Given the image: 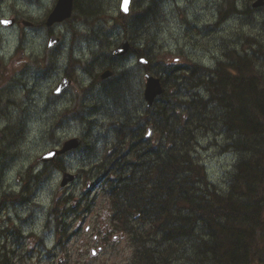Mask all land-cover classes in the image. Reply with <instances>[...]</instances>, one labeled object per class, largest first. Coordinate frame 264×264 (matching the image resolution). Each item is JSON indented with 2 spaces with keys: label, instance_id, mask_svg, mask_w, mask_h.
I'll list each match as a JSON object with an SVG mask.
<instances>
[{
  "label": "rangeland",
  "instance_id": "obj_1",
  "mask_svg": "<svg viewBox=\"0 0 264 264\" xmlns=\"http://www.w3.org/2000/svg\"><path fill=\"white\" fill-rule=\"evenodd\" d=\"M53 1L0 0V15L5 18L10 14L37 25L40 23L37 20L44 19ZM91 1L97 5L102 4L99 5L102 10L97 16L99 20L91 23L97 28L98 35L92 31L85 35L86 28L81 25H77V32L72 33L70 23H62L54 29L41 24L40 27L26 29L25 34L19 32L18 25L11 28L0 25V202L3 207L7 203V200L3 202V198H7L3 194L16 196L19 188L27 187L26 199L18 201L11 198L10 205L16 202L15 209L11 208V214L8 208L0 210V230H9L11 236L15 229H19L21 237L24 236V239L13 238L16 244H4L3 239L4 243L0 244V264H58L59 261L61 264H134L136 255L133 256L134 245L129 236L120 231H110V201L103 195L104 171L99 172V168L92 167L95 163L99 166L102 162L104 164L109 152L118 149L127 151L126 146H119L116 135L109 138L106 134H98L95 127L91 133L97 136L91 135L93 138L87 142L90 149L85 146L78 150V154L66 158V173L76 178L64 188L59 186L63 171L50 172L47 179L41 176L43 180L38 184L37 181H24L27 169L36 168V172L42 167L47 169L51 164L41 163L39 157L57 144L62 145L68 139L82 136L79 119L67 122L66 117L79 103L84 101L87 105L86 100L91 96L82 91L87 74L98 72L101 65L111 64L107 60L115 63L110 51L122 40L130 41L132 52L139 54L138 59H135L134 54L128 55L132 57L131 63L125 64L123 61L124 73L130 82L136 81L129 93L137 91L141 102H144L143 86L138 84V78L142 79V67L146 70L153 67L149 71L163 79L166 75L159 70H164L165 65L172 64L173 59L177 58L179 61L191 60L213 68L219 54L232 51L228 50L229 46L243 41L246 35L256 36V30L263 21V15L257 12L252 14V20L242 23L235 18L220 24L218 28L211 27L200 36L194 28L202 29L207 19L216 20L218 9L224 13L228 2L240 9L247 8V3L243 0H156L157 8L147 15L148 19L143 21L141 18L138 21L140 25L134 31L123 33L124 30L113 20L120 18V0ZM135 1L133 6L138 5L139 0ZM142 1L144 8L155 0ZM183 9L186 10L185 14ZM129 13L126 16H132ZM72 20L75 22L76 18ZM46 28L61 38L57 46L47 48ZM82 35L89 38H82ZM155 58L160 61L158 69L153 64ZM141 59L146 61V66ZM51 60H57L59 66H52ZM67 67L74 69L68 73L73 83L60 95V102L49 107L47 102L53 101V91L64 75L63 68ZM102 90L101 85L98 87L97 105L103 102L102 111H105L107 103L113 99H103L104 94L111 93L107 89ZM77 111L81 114L82 110ZM106 123L99 121L98 125L104 126ZM59 124L60 128H56ZM112 127H103V130L114 129L116 126ZM5 130V135L1 137ZM220 135H215V139L210 142L199 137L194 156L204 165L208 179L218 189L224 190L238 156L229 150L222 153L216 147L221 140L218 137ZM91 186H94L93 190H90ZM61 208L67 210V213L62 215L59 224V220L54 221L51 210ZM8 215L12 216L10 221H7ZM147 229L148 225L143 230ZM39 238L49 249L38 243ZM91 250L95 251L93 256ZM167 264L194 263L182 254L168 259Z\"/></svg>",
  "mask_w": 264,
  "mask_h": 264
},
{
  "label": "trees",
  "instance_id": "obj_2",
  "mask_svg": "<svg viewBox=\"0 0 264 264\" xmlns=\"http://www.w3.org/2000/svg\"><path fill=\"white\" fill-rule=\"evenodd\" d=\"M250 2L245 1L247 8ZM231 4L228 2L226 5L228 10L234 9L235 5ZM147 9L149 7L136 5L130 12L132 16L121 15L115 21L124 32L130 33L141 23L136 13ZM121 24L127 26L122 27ZM250 37L259 46V51H243L242 55L236 56L233 51L226 53L225 64L221 62L213 70L205 69L212 70L213 76L204 78L206 75L199 73L203 68L197 63L188 68L193 81L197 82L200 90H206L208 96L204 92L194 95L197 97L193 98V105H197L198 109L192 113L185 112V118L181 114H173L174 124L189 121L184 133L192 137L188 143L184 141L185 138L179 140L180 145L175 149L178 155L176 165L168 172L178 176L179 183L169 180L167 175L165 178L164 172L160 173L152 161H141V154L136 166L130 162L132 159L125 149L107 154L106 159L111 162L121 155V163L130 165L125 169H115L119 177L110 181L106 193L111 198L110 219L114 228L129 235L134 245V264H167L168 259L182 254L187 255L194 264H264V147L253 146L246 142V137L240 143L242 145L236 153L238 160L234 165L236 183L231 181L228 195L224 197L208 180L204 166L195 158L190 146L195 139L192 131L199 122L202 124L208 119L223 127L224 121L220 122L222 116L239 110L240 103L253 112V118L259 116L255 120L264 129V36L246 35L243 40L247 41ZM212 96L218 98L216 103H208ZM253 109L262 114H256ZM121 132L125 131L122 129ZM122 142L119 139V144ZM248 147L249 152H246ZM127 150L135 153L138 149ZM53 165L57 169L63 167L59 160ZM239 167L244 172L238 171ZM147 173H151V177L146 186L142 181ZM121 183L128 187V195L123 196L116 189ZM197 186L201 189L193 205L184 195L188 188ZM113 193L118 194L115 196ZM147 225L149 229L143 230Z\"/></svg>",
  "mask_w": 264,
  "mask_h": 264
},
{
  "label": "bare ground",
  "instance_id": "obj_3",
  "mask_svg": "<svg viewBox=\"0 0 264 264\" xmlns=\"http://www.w3.org/2000/svg\"><path fill=\"white\" fill-rule=\"evenodd\" d=\"M58 1L59 0H54L53 4H51L50 7H48L46 11L47 14L45 15L44 19H42V21L41 19L37 20V18L35 17H30V19L37 20L40 23L46 21L49 15L51 14V12L57 9ZM243 1L245 2L247 0H243ZM253 1L254 0H251L250 4ZM134 3H136V1L131 0L129 7L133 8L135 6V5L133 6ZM99 5L102 4L99 3ZM99 5L95 4L94 1L91 0L78 1L76 4H72L71 6L72 8L70 12V17H75L76 21L74 22L72 20L73 18H70L65 20L63 23L66 24L70 23L69 26L72 28V33L77 32V28H78L77 25H81L83 28H86L85 35L90 34L91 31L98 32V30H96L97 28L91 25V23L95 20L96 21L99 20L97 16H99L102 12V10L100 9L101 7ZM144 5H145L144 2L142 0H139L138 7H143ZM148 7L149 9H147V11L142 12L140 14L136 13L137 18H142L143 21H146L145 19H148V16L151 14V11L157 8V1L155 0L153 1V3H150V6L148 3V5L144 8H148ZM233 8L234 9L228 10L229 7L225 5L224 13L220 9H218V11L216 9L217 11L216 20L207 19L202 29L196 27L194 29L197 30L196 32H198L200 36H202L204 31L210 30L211 27L218 28L219 26H221L220 24H225L226 22L235 18L240 20L242 23L247 22L248 20H252L253 19L252 14H256L258 12L259 14L263 15V21L261 25L257 28L256 34L258 36L260 35L264 36V10L260 6L253 7L250 5L249 8L243 7L242 9H240L235 5ZM182 11L185 14L186 10L183 9ZM1 16L2 15H0V21L10 20L14 22L15 19H17L14 16L12 17L10 14L5 18H2ZM113 20H117V17L113 18ZM17 21H18L17 25L19 28L18 30L22 34H25L26 29H31L26 24L24 18H19L17 19ZM40 23L38 25H40ZM61 24H56L53 27V29L59 27ZM3 27L11 28V26H6V25H3ZM186 30L188 32H191L187 28ZM241 31L244 30L241 29ZM45 33H46L45 42L47 48H52L59 44L61 38L56 36L52 30L46 28ZM79 36L80 35H78V37ZM86 38H89V36H86ZM51 39L56 40L52 45H50ZM189 41L190 38H188L187 42ZM126 42H127L126 43L127 47L124 49V51L119 50L116 53V55L112 54V51L115 52L117 49H119L123 42L117 44L118 45L116 47L117 49L116 48L111 49L110 54L112 55V58L114 59L115 63L112 64L111 60H107L108 63L111 64L101 65L98 68L99 69L98 72L96 71L93 74L92 73L87 74L85 79L86 83L83 85L82 91H86L87 95L89 97L91 96V98L86 100L87 105L83 101L79 103L75 108L73 107V110H71V112L68 113L66 117L68 118L67 122H70V120L76 121V119H79L80 123L82 124L80 126L82 131L81 134L82 136L75 137L72 139L75 144L73 146L74 148L70 149L69 153L66 156H62L61 158L66 160V158H68L69 155L78 154L79 153L78 150L80 148L83 149L85 146L88 148L89 145L87 144V142H89V140L93 138L91 135H94L91 132L95 129V127H97V129H95L96 130L95 132H97L98 134H106V136H109V138L110 137L114 138L115 135L118 136L119 139L123 141L121 144H119V146L121 147L126 146L127 149H134V150L138 149L137 152L135 153H133L131 150H127L128 156L132 159L130 162L135 163V166L138 164L139 155L141 154L140 155L141 161L143 162L145 161L147 162L148 160L152 161L154 164H156L155 167L158 171H160V173L161 171L164 172L163 175H165L164 176L165 178L168 177L169 180L179 183L180 182L179 177L175 176L174 174L170 175L168 174V172L171 168H174L176 165L177 160L175 159H177L178 155L175 152V149H177V146L180 145L179 140L181 138H185L184 141L188 143V141L192 137H189L186 133H184L185 129L189 125V121L174 124L173 114L174 113L178 115L181 114L183 115V118H185L186 117L184 115L185 112L192 113L198 109L197 105H193V100L197 97L194 95L203 94L204 92L208 96V92L206 90H200V87L197 84V82H194L193 77L189 75L190 73L188 68H190L189 66L191 64H194L195 62H192L191 60H188V62L185 60L179 61L177 58L175 60L173 59L172 64H169V66L166 69L159 70L161 74L166 75V77H164L165 82L160 83L161 93L155 96L151 105H149L147 101L141 102L140 94H137V91H135V93H129V91L131 92L132 90L131 87L136 83V81L130 82V80L126 78L124 73L125 64L132 62L131 61L132 57L131 56L128 57V55L134 54V52H132V50L130 49V45L132 44L128 40ZM251 46L253 47V49H250ZM248 47L249 49H247ZM231 49L233 52H235V56H236V55H242L243 51L249 53H254L255 50L259 51V46L250 37L249 40L247 41L240 40V42L234 43L233 45L229 46L228 50ZM225 54H219L218 59L216 57L217 60L216 65L220 64L221 62L223 65L227 62L224 57ZM93 55H98V54H93ZM181 55L185 56L184 52H181ZM133 56H135V59L139 58V54H134ZM254 57L257 58L256 56ZM123 61H125V64L123 63ZM51 62H52L51 63L52 66L56 67V65H58L57 60H51ZM142 63L144 66L147 65L146 62L142 61ZM155 63L153 64L155 65V68L158 69V66L160 65V61H158L155 58ZM198 65L203 68L199 71V73L201 72L204 76L206 75L204 78H208L207 75L213 76V73L211 72L214 68H216V65L213 67V69L204 67L203 65L200 64ZM68 66L71 67L70 64ZM69 67L63 68L64 75L61 78L57 88L53 91V101L47 102V104L49 103L48 104L49 107L54 106V104L57 105L60 102V95H62L69 86L71 87L73 81L68 73L73 72L74 69ZM152 68L153 67H149V70H152ZM142 69H143L142 79H140V77L138 78L140 81V83L138 84H140L141 87L143 86L142 88L145 89V86L149 79L148 77H151V75L154 77V75L149 70H146L144 67H142ZM205 69H212V70L206 71ZM155 73L158 75L157 71ZM158 78L163 80L162 77H158ZM101 85L105 90L106 89L108 90L110 86H112V88L109 91H107L108 93H111V95L107 94L104 95L103 97V99L105 97L107 99H113L109 103H107L106 105L107 110L105 111H102L104 107L103 102L100 103V106L97 105V100L99 95L98 87ZM112 94H115L113 95L114 98H112ZM207 98L208 97H206V99ZM135 99L137 100L134 101ZM217 100L218 98L216 96H212L209 99L208 103H216ZM129 101L131 103H129ZM47 104L44 106V109H46ZM78 109L82 110L80 112L81 114H78L79 113L77 111ZM250 111L251 110H249V108L245 107L243 104L240 103L239 110L234 112H229L227 114L225 113L226 115L222 116L220 122L222 123V120L224 121L223 127L220 126L218 122H213L208 119H205V121L202 122V124L199 122L197 124L196 129L192 131L193 134L195 135V139L190 142L191 150H193V152L196 151V146L198 145L197 139L199 137L208 139V141L210 142L215 137V135H219V134H221L220 136H218L221 138L220 140L221 142L220 141L217 142L216 147L218 149H221L222 153L227 152V150L233 153H237L238 149L242 145L240 143L245 141V137L247 138L246 142L248 141L253 146L262 145L264 147V129L255 120L258 119L259 116L255 115L253 118L251 115V113L253 114V112ZM253 111L256 114H258L259 112L254 109ZM100 117L101 120L99 121L107 122L104 126L98 125L99 124L98 119ZM113 125L116 126L119 131H117L116 127L114 129H110L106 131L103 130V127L107 128L109 126L110 128H113L112 127ZM199 125L201 126L199 127ZM59 127L60 124L56 128ZM122 129L125 132H121ZM95 136L97 135H94V137ZM249 149L250 147H248V150H246V152H249ZM61 150H62L61 144L60 145L57 144L45 155H47L52 151L59 152ZM107 154L106 157L108 156ZM43 156L39 157L40 161L42 160L41 158ZM121 158L122 156L119 155L116 158H114L113 162L107 160L106 161L107 164L105 165L101 164V166H99L97 163H95L92 166L93 168H97V169L102 166L104 168L105 186L103 191L106 192L108 190L110 181L112 180L115 181L119 177V173H116L115 169L120 170L130 167L129 164H122ZM235 168L233 166L232 172L229 173L230 174L229 179L224 190H220L216 187L217 193L220 194L221 196L225 197L228 195L227 193L229 191L231 181L232 183H236L234 179ZM58 171H63L64 174H69L66 173L64 167L59 168ZM238 171L244 172L242 167H239ZM150 175L151 173H147L145 177H143V181H142L143 185L146 186L148 185L149 183L148 180H150L151 177ZM45 179L47 178L45 177ZM158 180H161V178L158 177ZM121 182H123V179L121 180ZM131 186L135 188L133 184H131ZM93 189L94 186H91L90 190ZM116 189L119 192H122L123 196L129 194L128 187L122 183L120 185H117ZM200 189L201 188L198 186L193 187L192 189L188 188L185 191L186 195H184L186 200L189 203L195 205L196 198L199 195ZM113 194L117 196L118 193H113ZM122 194L119 195L122 196ZM104 196L109 200L111 199L108 194H104ZM59 210L52 209L51 214L55 219L54 221L59 220L58 222L59 224H61L60 219L62 218L63 214L67 213V210H63V208ZM138 215L140 217V214ZM33 226H35V224H33ZM38 243L42 244L43 242L39 241ZM241 243L244 244L245 241L242 240ZM42 246L46 247L45 244H42ZM46 248L49 249L48 247ZM138 264H141V262H139ZM214 264L217 263L214 262Z\"/></svg>",
  "mask_w": 264,
  "mask_h": 264
},
{
  "label": "water",
  "instance_id": "obj_4",
  "mask_svg": "<svg viewBox=\"0 0 264 264\" xmlns=\"http://www.w3.org/2000/svg\"><path fill=\"white\" fill-rule=\"evenodd\" d=\"M72 2L73 0H59L58 4H57V9L53 10L51 12V14L49 15V17L46 20V25L47 26H52L55 23H59L62 22L63 20L67 19L70 17V12H71V6H72ZM131 0H127V10H125V4H124V0H122L121 2V10L123 13H127L128 11V7L130 4ZM253 7H264V0H255L252 3ZM7 23H5V21H1V23L3 25L6 26H11L13 24V21L10 20H6ZM28 24V23H26ZM56 40L51 39V44L52 45ZM126 40L123 41V43L121 44V47L119 49H117L115 52L112 51V54L116 55V53L121 50L124 51V49L127 47L126 44ZM148 81L147 84L145 86L144 89V99L147 101V103L149 105H151L152 101L154 100L155 96L159 93H161V87H160V80L158 78H154L152 75L151 77H148ZM74 142L73 140L67 141L65 142L63 148L61 151L59 152H50L47 155L43 156L41 159L42 161H48L51 160L56 154H61L66 152L67 150H70L72 148H74ZM73 176L70 174H65L62 178V181L60 183V187H64L65 185H67L68 182L72 181ZM95 251H91V255H94ZM59 264H61V262L59 261Z\"/></svg>",
  "mask_w": 264,
  "mask_h": 264
},
{
  "label": "flooded vegetation",
  "instance_id": "obj_5",
  "mask_svg": "<svg viewBox=\"0 0 264 264\" xmlns=\"http://www.w3.org/2000/svg\"><path fill=\"white\" fill-rule=\"evenodd\" d=\"M17 22H18L17 19H15L14 26H17ZM33 25H34V23H33ZM3 195L4 196H8L7 194H3ZM8 197L7 198H3V202H5L7 200V203L5 204L4 207H3L2 203L0 202V209L8 208L9 214H11V212H13L11 210V208L15 209V206L14 205H10L11 199H9ZM6 233H8V235H7V237H4L3 235L6 234ZM0 238H5V244H16V241L13 240L14 237L11 239V236L9 234V230H5V231L3 229L0 230ZM3 243H4L3 241H0V244H3Z\"/></svg>",
  "mask_w": 264,
  "mask_h": 264
},
{
  "label": "snow or ice",
  "instance_id": "obj_6",
  "mask_svg": "<svg viewBox=\"0 0 264 264\" xmlns=\"http://www.w3.org/2000/svg\"><path fill=\"white\" fill-rule=\"evenodd\" d=\"M124 4H125V10H127V0H124ZM5 23L7 22L5 21Z\"/></svg>",
  "mask_w": 264,
  "mask_h": 264
}]
</instances>
